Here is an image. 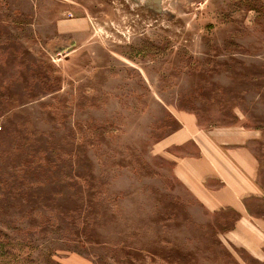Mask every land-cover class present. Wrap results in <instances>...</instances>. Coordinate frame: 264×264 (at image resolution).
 <instances>
[{"label":"rangeland","instance_id":"1","mask_svg":"<svg viewBox=\"0 0 264 264\" xmlns=\"http://www.w3.org/2000/svg\"><path fill=\"white\" fill-rule=\"evenodd\" d=\"M0 264H264V0H0Z\"/></svg>","mask_w":264,"mask_h":264},{"label":"crops","instance_id":"2","mask_svg":"<svg viewBox=\"0 0 264 264\" xmlns=\"http://www.w3.org/2000/svg\"><path fill=\"white\" fill-rule=\"evenodd\" d=\"M237 150V158L241 160L229 170L227 167L220 171L212 166L208 167L209 170L201 167L205 157L203 152H199V156L193 158L176 157L175 174L197 200L211 210L225 207L244 211L245 198L255 191L253 186L257 185L256 180L254 183V170L250 169L252 158L244 154L245 147H238Z\"/></svg>","mask_w":264,"mask_h":264}]
</instances>
